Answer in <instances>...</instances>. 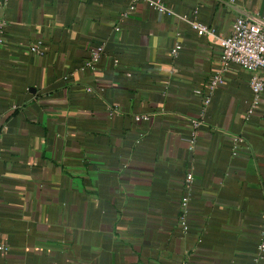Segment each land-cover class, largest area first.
<instances>
[{
	"label": "crops",
	"instance_id": "0c3cea01",
	"mask_svg": "<svg viewBox=\"0 0 264 264\" xmlns=\"http://www.w3.org/2000/svg\"><path fill=\"white\" fill-rule=\"evenodd\" d=\"M162 1L221 35L264 18V0ZM130 2L0 8V264H264V90L247 116L251 72L232 64L203 110L218 42Z\"/></svg>",
	"mask_w": 264,
	"mask_h": 264
},
{
	"label": "built area",
	"instance_id": "2783aa9c",
	"mask_svg": "<svg viewBox=\"0 0 264 264\" xmlns=\"http://www.w3.org/2000/svg\"><path fill=\"white\" fill-rule=\"evenodd\" d=\"M234 0H229L233 2ZM7 0H0V8L6 4ZM138 2H143L150 8L160 13L175 16L189 24L196 34L208 35L218 42L221 48L220 57L218 60L219 69L209 78L205 93L202 94L203 110L209 104L213 91L217 86L223 83L224 74L230 65L235 64L245 68L251 72L249 78V87L252 93V104L247 112V116L253 111V108L258 104L261 94L264 90V18L252 15L245 17H237L231 26V31L228 35H221L216 30L203 22L197 20L196 12L191 16L187 14H176L171 8L163 3L162 0H131L127 11L123 14L126 16L129 11H133ZM7 22L0 19V45L3 43ZM40 43L31 46L30 50L37 54H43L40 49ZM180 45H175L171 50L173 57L177 56ZM103 52V47L99 46L91 51L88 65L100 58ZM86 91H91L90 87H86ZM202 114L191 121L189 126V135L187 137V148L192 151L195 148L198 128L202 124ZM149 115H136L135 120H148ZM238 140V138H237ZM236 140V141H237ZM237 142L233 146V154L236 153ZM193 182V168L191 167L184 177V194L180 198V216L179 227L183 233L188 230V210L191 196V185ZM0 246V249H3ZM259 257L264 254V240H261L257 246Z\"/></svg>",
	"mask_w": 264,
	"mask_h": 264
}]
</instances>
